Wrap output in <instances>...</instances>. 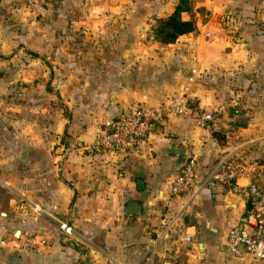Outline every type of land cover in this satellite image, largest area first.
<instances>
[{
	"label": "crops",
	"instance_id": "obj_1",
	"mask_svg": "<svg viewBox=\"0 0 264 264\" xmlns=\"http://www.w3.org/2000/svg\"><path fill=\"white\" fill-rule=\"evenodd\" d=\"M124 1L0 0V88L9 68L16 87L14 110L0 93V264H206L214 250L250 260L226 247L246 203L213 172L224 154L264 164V0H196V28L168 43L140 27L149 0ZM102 6L122 13L110 23L93 13ZM192 69L187 112L125 153L92 145L107 118L167 100ZM172 145L196 158V183L178 194Z\"/></svg>",
	"mask_w": 264,
	"mask_h": 264
},
{
	"label": "built area",
	"instance_id": "obj_2",
	"mask_svg": "<svg viewBox=\"0 0 264 264\" xmlns=\"http://www.w3.org/2000/svg\"><path fill=\"white\" fill-rule=\"evenodd\" d=\"M199 75V71L192 69L182 90L165 101L154 105L139 101L129 110L107 118L103 122L101 135L92 145L124 153L132 150L159 122L187 112L189 103L197 96ZM214 118L213 111H202L199 122L206 124ZM263 169L262 163L252 161L245 164L229 154H224L217 160L213 172L216 179L231 187L246 203L244 212L233 219L227 231V249L235 255L247 254L250 257L249 261L237 264H264V186L255 182ZM243 174L248 177V181L240 183L237 177ZM195 183L196 158L192 155L182 162L181 170L172 184V191L175 194L189 191ZM34 208L40 209L38 205H34ZM59 227L68 234L72 232L71 226L65 221H61ZM183 239L190 241L191 236L186 234Z\"/></svg>",
	"mask_w": 264,
	"mask_h": 264
},
{
	"label": "rangeland",
	"instance_id": "obj_3",
	"mask_svg": "<svg viewBox=\"0 0 264 264\" xmlns=\"http://www.w3.org/2000/svg\"><path fill=\"white\" fill-rule=\"evenodd\" d=\"M126 1H124V2H126ZM137 1L139 3V1H141V0H137ZM176 1L177 0H149V2H151V5L153 7V9L151 10V18H153V19H149V20L147 19L145 21V24H144L141 17H140L139 18L140 20L138 21L140 23V27L146 28L148 31H150V34H151V26L156 22V17L158 15L162 16V15L167 14L170 11V9L174 6ZM196 2H197L196 0H193V4L196 5ZM196 12H199V11H196ZM93 13L95 15L98 14V16L100 15V17L101 18L103 17L104 19H107L109 17L110 23H111V20L113 19V17L120 15L122 13V11H119L118 9L117 10L112 9L109 6H105V7L101 8L100 10H94ZM78 14H79L78 9L74 12H71L72 17H74V16L77 17ZM123 17H125V16H123ZM121 18H122V16H121ZM146 22H148L150 26ZM7 72H8L7 78L11 77L12 81L9 82L10 85L7 84L8 86L6 84L2 85V88H0L1 89L0 93L3 94L2 95L3 102L5 100L4 98L7 97V100H5L6 106L10 110L11 109L14 110L15 97L13 94H14L15 89H16V87L14 86L15 73H14L13 68L12 69L9 68L7 70ZM222 254L223 253L219 250L210 251V253L206 257H204V259L202 261H204V263H206V264H229L230 259L232 260L231 253H226L225 256H223Z\"/></svg>",
	"mask_w": 264,
	"mask_h": 264
},
{
	"label": "trees",
	"instance_id": "obj_4",
	"mask_svg": "<svg viewBox=\"0 0 264 264\" xmlns=\"http://www.w3.org/2000/svg\"><path fill=\"white\" fill-rule=\"evenodd\" d=\"M195 4L193 0H177L170 12L158 15L156 22L151 26L152 38L160 42H172L180 34L196 28ZM197 11H202L203 6H195ZM183 12H190L189 17H183Z\"/></svg>",
	"mask_w": 264,
	"mask_h": 264
},
{
	"label": "water",
	"instance_id": "obj_5",
	"mask_svg": "<svg viewBox=\"0 0 264 264\" xmlns=\"http://www.w3.org/2000/svg\"><path fill=\"white\" fill-rule=\"evenodd\" d=\"M170 148L179 155L180 161L184 159V148H176L174 145H172ZM124 211L130 214H138L141 211V205L136 200H129Z\"/></svg>",
	"mask_w": 264,
	"mask_h": 264
}]
</instances>
